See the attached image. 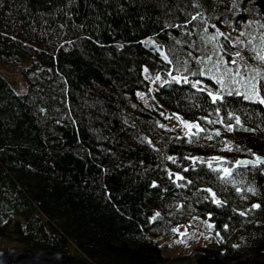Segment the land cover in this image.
Listing matches in <instances>:
<instances>
[{
  "label": "trees",
  "instance_id": "obj_1",
  "mask_svg": "<svg viewBox=\"0 0 264 264\" xmlns=\"http://www.w3.org/2000/svg\"><path fill=\"white\" fill-rule=\"evenodd\" d=\"M263 52L264 0H0V63L25 83L0 72V236L183 264L156 238L208 216L221 238L175 259L264 264Z\"/></svg>",
  "mask_w": 264,
  "mask_h": 264
},
{
  "label": "rangeland",
  "instance_id": "obj_2",
  "mask_svg": "<svg viewBox=\"0 0 264 264\" xmlns=\"http://www.w3.org/2000/svg\"><path fill=\"white\" fill-rule=\"evenodd\" d=\"M244 35H249L240 30L232 31L231 38L237 39L242 38ZM264 53V52H263ZM0 72L14 85L16 90H24L25 83L20 75L12 73L2 63H0ZM166 79L165 75H160L154 85L159 84L161 81ZM137 95L146 103V100L142 98L141 92L138 91ZM169 126L180 129L182 132L188 133L192 130L193 124L183 118H176L168 116L165 121ZM162 126L164 123H161ZM187 125H192L188 127ZM213 142L214 154L210 157L221 158L220 153L224 151L223 146L215 141ZM221 238L220 231L214 227L209 217L194 216L187 223L178 224L176 227V233L167 236H159L156 238V242L160 244L162 253L169 258L170 262L173 263H185L187 264L192 260L190 257L186 259L174 258L177 256H187L195 248L204 244H213ZM21 247L16 241L14 235L9 234L7 236H0V249L7 247Z\"/></svg>",
  "mask_w": 264,
  "mask_h": 264
},
{
  "label": "water",
  "instance_id": "obj_3",
  "mask_svg": "<svg viewBox=\"0 0 264 264\" xmlns=\"http://www.w3.org/2000/svg\"><path fill=\"white\" fill-rule=\"evenodd\" d=\"M217 131V130H216ZM262 157L241 156L240 164L261 161ZM0 264H95L77 254L60 250L33 249L30 247H7L0 249Z\"/></svg>",
  "mask_w": 264,
  "mask_h": 264
},
{
  "label": "snow or ice",
  "instance_id": "obj_4",
  "mask_svg": "<svg viewBox=\"0 0 264 264\" xmlns=\"http://www.w3.org/2000/svg\"><path fill=\"white\" fill-rule=\"evenodd\" d=\"M220 35H223V34L221 33ZM239 55H240V53H237V56H239ZM259 58L262 59V60H264V56H261V57H259ZM231 63L235 64L236 61L233 60V61H231ZM237 74H238V73H237ZM254 92H255V95L259 98V97H260L259 91L256 90L255 87H254ZM208 94H209V96L212 97L213 100H216V99L219 98L217 95H213L212 93H208ZM251 98H252V97H245V99H251ZM258 102H259L260 104H264V98H259V99H258ZM237 123H239V120H238V119H237ZM187 126H188V127H192V125H187ZM214 159H219V158H214ZM224 172H225V173H228V169H224Z\"/></svg>",
  "mask_w": 264,
  "mask_h": 264
}]
</instances>
